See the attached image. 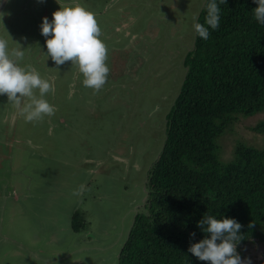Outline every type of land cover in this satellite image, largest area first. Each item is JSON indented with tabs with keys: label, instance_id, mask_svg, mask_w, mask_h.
<instances>
[{
	"label": "rangeland",
	"instance_id": "374dc122",
	"mask_svg": "<svg viewBox=\"0 0 264 264\" xmlns=\"http://www.w3.org/2000/svg\"><path fill=\"white\" fill-rule=\"evenodd\" d=\"M75 3L96 14L108 47L110 72L99 92L83 85L71 62L55 65L41 34L43 18L51 22L60 7ZM203 3L7 0L0 37L10 49L18 43L25 50L21 66L35 67L53 83L46 99L56 111L28 122L0 96V198L11 195L2 215L0 264H118L144 211L148 175L166 139ZM263 119L240 117L230 126L218 139L220 159L233 161L239 143L264 148V135L251 130ZM80 185L85 191L73 195ZM76 213L85 224L80 232L71 228ZM237 250L242 259L264 264L258 239Z\"/></svg>",
	"mask_w": 264,
	"mask_h": 264
},
{
	"label": "trees",
	"instance_id": "16d2710c",
	"mask_svg": "<svg viewBox=\"0 0 264 264\" xmlns=\"http://www.w3.org/2000/svg\"><path fill=\"white\" fill-rule=\"evenodd\" d=\"M203 1L195 23L208 27ZM216 2L219 27L208 28L207 40L194 30L166 139L148 175L144 211L135 217L118 264H206L188 248L205 238L197 224L207 214L243 226L237 248L253 239L264 245V148L239 143L235 159L224 162L218 145L240 117L264 114V25L254 18L253 0ZM251 130L264 135V119ZM71 228L85 229L79 213Z\"/></svg>",
	"mask_w": 264,
	"mask_h": 264
},
{
	"label": "clouds",
	"instance_id": "9594fccd",
	"mask_svg": "<svg viewBox=\"0 0 264 264\" xmlns=\"http://www.w3.org/2000/svg\"><path fill=\"white\" fill-rule=\"evenodd\" d=\"M258 6L254 9L255 20L264 25V0H253ZM226 3V0H220ZM207 15L204 24L194 23L197 35L207 40L209 30L219 27L220 8L216 0L206 3ZM0 13V19L3 18ZM52 20L43 18L41 34L45 37L47 56L55 65L61 66L71 62L83 76V85L99 92L107 83L110 72L107 66L108 47L101 39L102 29L96 14L84 5L75 3L60 7L52 14ZM194 19H198L195 18ZM9 48L7 39L0 37V96H7L17 113L26 121H41L45 116L55 114V106L46 99L54 91L53 83L41 76L33 66H21L25 50L17 43ZM38 93V94H37ZM85 191L80 185L73 195L79 196ZM253 225H249L251 228ZM206 234L198 243L188 248L194 257L206 264H252L250 258H241L237 245L244 239L240 234L242 225L232 218L217 219L207 214L198 224ZM195 233L190 237L195 238Z\"/></svg>",
	"mask_w": 264,
	"mask_h": 264
},
{
	"label": "crops",
	"instance_id": "0c3cea01",
	"mask_svg": "<svg viewBox=\"0 0 264 264\" xmlns=\"http://www.w3.org/2000/svg\"><path fill=\"white\" fill-rule=\"evenodd\" d=\"M7 193H8V194H5V195L3 196V198H0V236L2 235V234H1L2 225H3V217H2V215L5 214V213H4V208H5V206H6V208H7V206L9 205V202L11 201V200H10L11 195H10L9 191H8ZM15 193H16V192L14 191L13 194H15ZM16 199H17V197H16ZM32 199H33V198H32ZM14 200H15V199H14Z\"/></svg>",
	"mask_w": 264,
	"mask_h": 264
},
{
	"label": "flooded vegetation",
	"instance_id": "af4514ba",
	"mask_svg": "<svg viewBox=\"0 0 264 264\" xmlns=\"http://www.w3.org/2000/svg\"><path fill=\"white\" fill-rule=\"evenodd\" d=\"M45 6H46V9H47V12L49 13L48 4H47L46 1L43 3V8H44ZM48 13H45V14H48ZM8 18H9V16H8ZM9 24H11L10 21H9ZM13 24H15V23H13Z\"/></svg>",
	"mask_w": 264,
	"mask_h": 264
},
{
	"label": "water",
	"instance_id": "95a60500",
	"mask_svg": "<svg viewBox=\"0 0 264 264\" xmlns=\"http://www.w3.org/2000/svg\"><path fill=\"white\" fill-rule=\"evenodd\" d=\"M7 0H3V3L0 6V12L3 10V8L6 6Z\"/></svg>",
	"mask_w": 264,
	"mask_h": 264
}]
</instances>
